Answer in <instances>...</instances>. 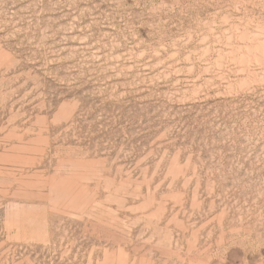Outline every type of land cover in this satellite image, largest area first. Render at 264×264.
<instances>
[{
	"label": "rangeland",
	"instance_id": "1",
	"mask_svg": "<svg viewBox=\"0 0 264 264\" xmlns=\"http://www.w3.org/2000/svg\"><path fill=\"white\" fill-rule=\"evenodd\" d=\"M0 264H264V0H0Z\"/></svg>",
	"mask_w": 264,
	"mask_h": 264
}]
</instances>
